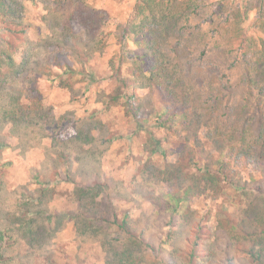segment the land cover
Returning <instances> with one entry per match:
<instances>
[{"label": "rangeland", "instance_id": "374dc122", "mask_svg": "<svg viewBox=\"0 0 264 264\" xmlns=\"http://www.w3.org/2000/svg\"><path fill=\"white\" fill-rule=\"evenodd\" d=\"M17 1L22 24L8 22L11 32L0 16V40L17 63L31 44L34 55L16 75L5 55L0 65V264H107L101 241L124 237L114 220L125 215L143 238L140 264H254L229 233L251 204L264 205V168L254 152L241 153L234 180H210L205 170L217 167L222 145L205 128L185 127L191 109L186 118V105L174 107L147 81L145 39L128 29L139 0ZM255 18L253 10L243 23L246 35L257 34ZM231 98L232 114L249 106L244 86ZM167 106L175 116L159 126ZM19 108L16 121L4 117ZM27 209H44L50 221L36 218L43 238L35 245L20 236ZM81 212L91 221L84 233Z\"/></svg>", "mask_w": 264, "mask_h": 264}, {"label": "trees", "instance_id": "16d2710c", "mask_svg": "<svg viewBox=\"0 0 264 264\" xmlns=\"http://www.w3.org/2000/svg\"><path fill=\"white\" fill-rule=\"evenodd\" d=\"M234 1L217 0L216 5L211 6L203 0H139L137 17L128 26L129 32L145 39L143 56L149 59L143 58L142 61L146 65L147 81L160 87L174 107L185 110L186 105V118L191 109L195 120L194 123L186 120L188 124H183L185 127H192L195 132L205 128L207 137L212 136V140L222 145L219 150L222 158L217 159V167L205 170L213 183L214 178H218L219 186L222 182L234 180V164H239L241 153L248 155L254 152L258 158L257 168H264V0H259L257 6H253L250 0H243L242 4ZM253 10L256 12L254 29L257 34L249 36L243 23ZM21 11L17 0H0L1 20L11 32L13 27L7 23L22 24ZM10 46L6 39L5 42L0 40V65L5 55V67L9 68L11 75H16L29 64L34 46H29L20 63L8 50ZM192 50L199 51L198 56H185L184 59L180 55V52L189 55ZM207 64L213 67L205 72ZM68 70L72 71V68ZM10 73L5 74V88L6 76ZM222 73L226 74V80L220 75ZM239 86L245 87L249 106L232 114L229 106L232 105L231 93ZM216 106L226 108V111L216 113ZM168 109L172 111L166 114L159 126L174 118L176 110L167 106ZM22 115L19 108L4 117L11 116L16 121ZM235 116L245 120L238 122ZM164 172H170V178L176 174L169 168ZM44 212V209L23 212L25 221L20 225V236L32 245L43 238V225L39 228L35 222L37 217L42 221L47 219ZM84 215L81 212L77 217L80 219L76 221V230L80 233H84V228L91 223ZM245 220L232 224L230 233L227 229L232 246L238 244L254 264H264V205L251 204L245 211ZM99 221L95 222L101 226ZM114 221L124 237L113 241L105 234L101 244L107 252V264H140L144 254L141 248L143 238L133 233L128 215L119 223L116 219ZM102 228L105 231L108 227L103 225ZM6 235V231L0 229V258L4 257L1 250L5 249ZM162 264L173 263L163 259Z\"/></svg>", "mask_w": 264, "mask_h": 264}]
</instances>
